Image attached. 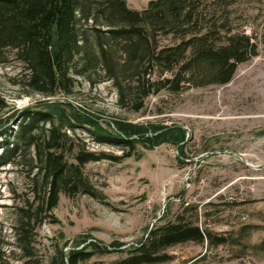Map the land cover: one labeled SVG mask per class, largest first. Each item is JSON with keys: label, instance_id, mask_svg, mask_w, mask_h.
<instances>
[{"label": "rangeland", "instance_id": "obj_1", "mask_svg": "<svg viewBox=\"0 0 264 264\" xmlns=\"http://www.w3.org/2000/svg\"><path fill=\"white\" fill-rule=\"evenodd\" d=\"M126 1L129 7L142 9L149 0ZM203 3L216 11L225 28L251 36L255 54L239 63L226 83L180 92L161 90L148 95L138 111L120 107L110 82L97 77L94 84L77 78L68 95L22 93L15 86L24 73L15 49L0 54V100L6 104L1 107L0 102V129L8 123L10 136L18 131L24 109H39L41 102L56 100L100 116L107 131H115L113 121L179 125L186 131L182 152L161 141L152 148L137 144V151L120 162L86 163L84 174L102 199L61 193L54 217L29 228L31 264H49L57 250L83 245L94 254L78 264H125L149 229L178 214L185 219L197 214L198 223L221 233L225 242L217 247L205 240L169 246L159 251L169 259L153 264H264V250L251 247L264 240V0ZM68 132L89 150L123 152L121 147L95 142L82 128ZM31 159L32 148H25L14 162L0 166V264L22 260L13 228L16 208L32 197ZM187 204L191 207L183 211Z\"/></svg>", "mask_w": 264, "mask_h": 264}, {"label": "trees", "instance_id": "obj_2", "mask_svg": "<svg viewBox=\"0 0 264 264\" xmlns=\"http://www.w3.org/2000/svg\"><path fill=\"white\" fill-rule=\"evenodd\" d=\"M215 14L203 0H149L142 9L129 7L126 0H0V54L6 48L15 49L24 70L15 86L22 93L47 98L68 95L77 78L94 84L97 77L110 82L120 107L138 111L148 95L161 90L180 92L191 86L226 83L236 66L255 54L251 36L225 28ZM21 114L16 134L9 135L8 123L0 129V166L32 148V197L16 208L13 228L22 253L20 264L32 262L29 228L54 217L52 211L61 193L102 199L84 174L86 163L120 162L137 151V144L152 148L161 141L182 152L186 142V131L179 125L113 121L115 131H107L100 116L67 101H44L39 109L29 107ZM75 128L84 129L95 142L121 147L123 152L89 150L84 141L68 132ZM189 207L187 204L182 210ZM204 240L210 247L225 242L221 233L198 223L197 214L194 219L178 214L149 229L124 263L164 262L169 256L159 253L161 249ZM251 247L264 250V240ZM93 254L85 245L67 252L61 248L49 264H78Z\"/></svg>", "mask_w": 264, "mask_h": 264}]
</instances>
